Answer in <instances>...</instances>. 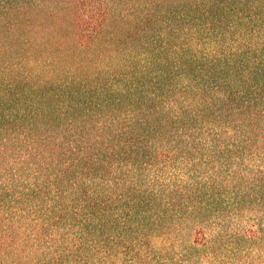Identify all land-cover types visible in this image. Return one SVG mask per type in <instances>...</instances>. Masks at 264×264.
<instances>
[{"label":"trees","instance_id":"trees-1","mask_svg":"<svg viewBox=\"0 0 264 264\" xmlns=\"http://www.w3.org/2000/svg\"><path fill=\"white\" fill-rule=\"evenodd\" d=\"M0 264H264V0H0Z\"/></svg>","mask_w":264,"mask_h":264}]
</instances>
